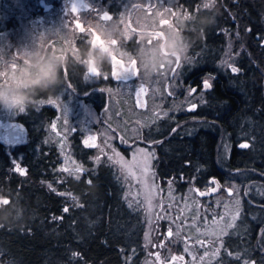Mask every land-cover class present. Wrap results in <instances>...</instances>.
Masks as SVG:
<instances>
[{"label":"trees","instance_id":"16d2710c","mask_svg":"<svg viewBox=\"0 0 264 264\" xmlns=\"http://www.w3.org/2000/svg\"><path fill=\"white\" fill-rule=\"evenodd\" d=\"M178 8L189 17L218 12L217 22L188 50L191 61L182 68L176 99L185 107L156 122L139 143L155 151L159 188L166 189L172 179L181 191L191 185L203 190L215 179L247 191L238 223L242 231L225 238L220 260L213 264H264V0H178ZM184 23V35L192 36L187 28L195 25L190 19ZM81 45L86 46L80 40ZM51 48L46 43L41 49ZM68 59L64 83L51 96L67 88L92 89L82 88L83 68ZM225 59L240 71L233 73L222 64ZM212 77V87L204 89L202 81ZM189 86L196 89L192 96ZM51 96L41 93L37 100ZM192 103L197 106L188 111ZM57 115L53 107L36 104L12 121L21 127V139L7 134L3 140L0 132V201L9 200L0 206L16 204L26 221L22 230L0 228V264H143V212L128 205L114 168L93 169L92 153L81 157L77 145L88 170L78 180L62 172L61 153L49 139V124ZM17 165L25 174L15 170Z\"/></svg>","mask_w":264,"mask_h":264},{"label":"rangeland","instance_id":"374dc122","mask_svg":"<svg viewBox=\"0 0 264 264\" xmlns=\"http://www.w3.org/2000/svg\"><path fill=\"white\" fill-rule=\"evenodd\" d=\"M73 2L78 5L75 13L69 11ZM91 5L97 10L107 11L113 19L100 20V14L90 10ZM150 6L151 11H149ZM166 9H170L177 15L171 16L165 11ZM158 12L163 15H157ZM186 14L178 8V0H172V2L150 0V4L146 3V0H0V85L10 84L18 70L25 64L26 56L23 52L25 49L32 50L37 47L41 49L48 43L52 50L72 58L73 52L89 46V41L93 39V36L88 35L89 29L94 35H100L106 25L118 21L124 33H127L121 39L120 46L132 53L135 59V51L141 43L152 45L159 41V37H151V43H149V33H164L170 27H177L179 31L178 25L185 20ZM162 19H167L168 23L162 24ZM121 20L124 22L121 23ZM77 24L85 31L80 32L76 28ZM129 29L135 31H129ZM141 35L143 39H140ZM80 40L84 41L86 46L81 45L82 47L79 48ZM230 48L232 47L229 46V50ZM190 61L188 55L187 59L180 60L181 66L175 70V80L168 75L169 62L171 65L176 63V59L173 58L165 64L158 75L151 79H145L143 73L139 71L137 75L127 80L123 78L117 80L109 70L107 79H104V76L91 77L88 81L82 78V88L91 86L92 89L89 91L67 88L55 96L42 99L43 103L41 101L37 103L40 106L53 107L58 112L57 117L49 124V139L59 148L62 157L61 169L65 166L73 167L74 161L75 165L83 169L79 173L81 178L88 169L84 161L77 156L75 149L79 148L78 154L80 153L81 157L85 153L88 155L92 153L88 159L93 164L92 168L96 169L102 164L114 168L125 187L128 205L143 212L147 247V257L143 264H213L219 261L225 248V238L236 229L240 230L238 223L243 212V201L248 196V192L242 193L235 182H232L230 187L219 182L220 189L217 193L213 192L207 197L191 191L196 188L193 185L181 191L173 182L171 188L174 200L169 201L165 195L167 185L164 189L165 193H154L152 209L148 207L145 199L147 188L140 181H146L150 185L149 177L154 174L157 183L154 169L156 154L153 149L140 145L139 140L156 122L185 107V102H178L176 99L182 89V68ZM127 66L128 62L125 63V67ZM136 67L139 70L138 65ZM141 87L146 88L147 92L138 96ZM169 92L172 95H168ZM49 99L55 100L56 104H49L47 102ZM98 107H101L102 114L97 112ZM19 114L20 112L17 111L0 108V123L5 125L4 129L13 127L17 132L22 131L21 127L12 122ZM90 137H94V140L90 141L95 144L94 147L84 143ZM2 139H8L7 133L2 135ZM228 148L229 146L225 144L222 152L228 153ZM141 152L152 154V158L148 161V172L145 175H141L139 169L133 168L132 171L136 174L133 177L116 163L119 157L129 163L133 162V157H136L143 166ZM62 172L69 175L67 172ZM69 176L74 178L72 175ZM212 186L211 184L207 189ZM228 188L232 189L231 196L226 191ZM161 198L165 206L172 204V207L168 208L171 218L181 216V219L186 221L180 228L179 237L175 235L177 231L175 226L173 227L174 236L169 238L166 235L171 219H161L158 223L154 221L155 213L160 211L156 207V200ZM236 199L239 200L238 205L235 203ZM237 208L240 214L235 221V227L226 228L230 216ZM193 216L196 217L195 220ZM214 220L215 223H213ZM179 224L180 221H177V225ZM223 230H226L227 235L220 236ZM205 232L207 235L203 234ZM197 238L208 243L205 247H201L195 243ZM216 238L222 240L223 247L220 248L219 256L214 258L212 256L214 245L211 242ZM149 240L152 243H149ZM169 240L175 242L169 243ZM159 243H164L165 247L154 246ZM206 251L208 255L201 260L200 257ZM156 252L160 253L159 261L155 259ZM172 256H182L183 261H171Z\"/></svg>","mask_w":264,"mask_h":264},{"label":"clouds","instance_id":"9594fccd","mask_svg":"<svg viewBox=\"0 0 264 264\" xmlns=\"http://www.w3.org/2000/svg\"><path fill=\"white\" fill-rule=\"evenodd\" d=\"M217 15L215 11L210 15H193L190 21L195 26L187 28L193 34L190 37L184 35L185 23L181 21V30L170 27L155 44L141 43L135 51V61L144 78L158 75L170 59H187L191 43L215 26ZM125 35L119 22L113 21L104 27L95 44L89 43L87 48L72 53L73 62L84 69L82 78L85 81L91 77L108 76L109 70L120 77L133 75L125 67V63L133 59V54L120 46ZM23 52L27 63L18 70L10 84L0 85V108L20 113L39 103L37 97L41 93L53 95L56 88L64 83L61 73L69 64L68 57L56 50L37 47ZM15 206H0V228H24L26 221L22 211L17 212Z\"/></svg>","mask_w":264,"mask_h":264},{"label":"snow or ice","instance_id":"6c2138e0","mask_svg":"<svg viewBox=\"0 0 264 264\" xmlns=\"http://www.w3.org/2000/svg\"><path fill=\"white\" fill-rule=\"evenodd\" d=\"M169 2H172V0H169ZM146 3L150 4V0H146ZM82 6L83 7H88L87 5H82ZM203 7L204 8H208V7H210V5L208 3H205L203 5ZM77 10H78V5H77L76 2H73L71 4V7H70L69 11L75 13V12H77ZM90 10L91 11H97L98 14H100L99 18L102 21H111L113 19V17L111 15H109L107 11L97 10L92 5H91V9ZM149 11H151V6L149 7ZM165 11L168 12L171 16H176L177 15V13L171 12L170 9H166ZM157 15L162 16L163 13H159L158 12ZM190 18L191 17H189L187 14L185 15V19H190ZM123 22L124 21L121 20V23H123ZM161 23L162 24H167L168 20L167 19H162ZM76 28L80 32H84L85 31V29L83 27H81L79 24L76 25ZM129 31H135V30L134 29H129ZM125 34H127V33H125ZM88 35L93 36V39L90 40L89 43L95 44L99 40V35H94V33L92 32L91 29L88 30ZM148 35L150 37L149 43H151V37H159V38H161L163 36V32L149 33ZM143 38H144L143 35H141L140 39H143ZM113 43H115V41H113ZM262 43H264V42H262ZM25 63H27V61H25ZM118 63H119V61H118ZM169 64H170V68H169V71H168V75H169V77L171 79L175 80V76H176L175 70H176V68H179L181 66L180 65V59L179 58L176 59L175 65H171V62H169ZM222 64L227 66V67H230V69H231V71L233 73H236V72L240 71L238 68L231 66L228 63L227 59L222 61ZM126 68H127V70L129 72L133 73L134 76L137 75L138 72H139V70L136 67L135 59L130 60L128 62V66ZM161 74L163 75L164 73H161ZM112 75L117 80H120L121 78H123L125 80L129 79V76L120 77L116 72H113ZM107 78H108L107 76L104 77V79H107ZM210 79H214V77L209 78V79H204L202 81L204 89H210L212 87V84L210 83ZM146 92H147V89L144 88V87H141L140 90H139L138 96H142ZM195 92H196L195 88H193L191 86H189L187 88V93H188L189 96H192V94L195 93ZM168 95H172V93L169 92ZM200 99H201V103H202L203 102L202 101V94H201ZM47 102L49 104H56V101L52 100V99H49ZM41 103H43V101H41ZM141 106H143V105H141ZM196 106L197 105L195 103H192L187 110L188 111H193V110H195ZM164 115H167V113H164ZM173 131H175V129H173ZM92 140H94V137H90L89 140H85L84 143L86 145L90 146V147H94L95 144L90 142ZM239 146L241 148H247L249 145L248 144H241ZM116 155L118 156V154H116ZM140 155L143 156V166H141V162L138 161L136 159V157H133V162H131V163L126 162V161L123 160L122 157H119L118 159H116V163L121 166L122 170L126 171L129 175H131L133 177H135V175H136L135 172L132 171L133 168L139 169L141 171V175H145L148 172V161L152 158V154L141 152ZM97 162H99V161L97 160ZM72 165H73V167H71V168L68 167V166H65L61 170L64 171V172H67L69 175L74 176V178L78 180L80 178L79 173L81 171H83V169L79 165H75L74 161L72 162ZM15 170L20 172L21 175L25 174V172H26L25 169H21L18 165L16 166ZM181 179H183V177H181ZM149 180L151 181L150 185L146 181H143V180H141L140 183L145 184V187L147 188V191L145 193V199L147 201L149 209L151 210L152 209V199L154 198V193H156V192L165 193V190L158 187V185L156 183V180H155L154 174H152V176L149 177ZM87 183L90 184L91 180H88ZM166 183L168 185V189H167V192L165 193V195L167 196L169 201H172V200H174V197L172 195V188H171L173 180L169 179ZM210 183L213 185L210 189H206L205 191H200L197 188H193V189H191V191H194V192L198 193L200 196H206V195H211V193L216 192V191H218L220 189V184L215 179L211 180ZM226 191L228 192L229 196L232 195V189L231 188L226 189ZM61 195H63V194L61 193ZM237 195H238V190H237ZM0 203H2L3 205H8L9 204V200L3 199L2 201H0ZM142 203H143V201H142ZM235 203L238 205L239 204V200L236 199ZM156 207L159 208L160 211L155 213V215H154L155 223H158L159 220H161V219H164V220L171 219V224L166 229V235H167V237L172 238L174 236L173 227L175 226L177 228V231H176L175 235L177 237H179L180 228L186 223V221L182 220L181 216H176L175 218H171L169 213H168V208H171L172 204L169 203L167 206H165V204L163 202V198L156 200ZM62 211L66 213V212H68V208L64 207L62 209ZM239 214H240L239 213V209L237 208L235 213L230 216L229 222L226 224L225 227L226 228L235 227V221H236V219L239 218ZM56 219H60V218L57 217ZM195 219H196V217L193 216V220H195ZM221 220H223V217H221ZM177 221H180L179 225H177ZM215 222L216 221L214 220L213 223H215ZM197 231H199V229H197ZM203 234L207 235L206 232L203 233ZM262 234H264V229H262ZM213 235L215 236V233H213ZM223 235H227L226 230L221 231L220 236H223ZM174 242H175L174 240H169V243H174ZM149 243H152V241L149 240ZM195 243L199 244L201 247H205L208 242L205 241V240H201V239L197 238ZM211 243H213V245H214V250L212 251V256L214 258L218 257L219 253H220V248L223 247V242H222L221 239L216 238ZM154 246L163 248V247H165V244L164 243H159V244H155ZM185 250L187 251V248ZM225 252H226L227 255H231V253L227 252V249H225ZM207 255H208V251H206L204 253V255L200 257V259L203 260L204 257H206ZM155 259L157 261L160 260V253L159 252L155 253ZM194 259H195V257H194ZM236 259H240L239 254H237ZM170 260L171 261L179 260V261L182 262L183 261V257L182 256L181 257L172 256V257H170ZM245 264H249V262L245 261Z\"/></svg>","mask_w":264,"mask_h":264},{"label":"water","instance_id":"95a60500","mask_svg":"<svg viewBox=\"0 0 264 264\" xmlns=\"http://www.w3.org/2000/svg\"><path fill=\"white\" fill-rule=\"evenodd\" d=\"M133 75H129V77H132ZM0 132L7 133L12 140H19L22 138V135L20 132H17L14 130L13 127H10L8 129H4L3 125L0 124ZM217 192V191H216Z\"/></svg>","mask_w":264,"mask_h":264}]
</instances>
